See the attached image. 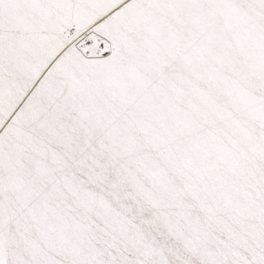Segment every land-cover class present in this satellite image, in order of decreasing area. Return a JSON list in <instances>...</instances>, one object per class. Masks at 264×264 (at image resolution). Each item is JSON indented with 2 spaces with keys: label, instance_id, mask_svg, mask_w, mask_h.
<instances>
[{
  "label": "snow or ice",
  "instance_id": "1",
  "mask_svg": "<svg viewBox=\"0 0 264 264\" xmlns=\"http://www.w3.org/2000/svg\"><path fill=\"white\" fill-rule=\"evenodd\" d=\"M0 264H264V0H0Z\"/></svg>",
  "mask_w": 264,
  "mask_h": 264
}]
</instances>
